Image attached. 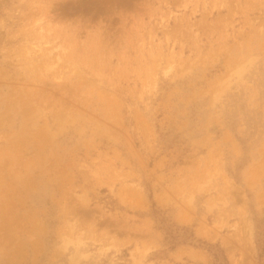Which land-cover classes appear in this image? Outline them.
I'll return each mask as SVG.
<instances>
[{
	"label": "rangeland",
	"instance_id": "374dc122",
	"mask_svg": "<svg viewBox=\"0 0 264 264\" xmlns=\"http://www.w3.org/2000/svg\"><path fill=\"white\" fill-rule=\"evenodd\" d=\"M161 219L264 264V0H0V264H217Z\"/></svg>",
	"mask_w": 264,
	"mask_h": 264
},
{
	"label": "trees",
	"instance_id": "16d2710c",
	"mask_svg": "<svg viewBox=\"0 0 264 264\" xmlns=\"http://www.w3.org/2000/svg\"><path fill=\"white\" fill-rule=\"evenodd\" d=\"M161 223L166 235L165 240L170 249H174L176 246L184 244L204 246L205 249L212 254L217 264H227L224 251L218 244L211 245L199 241L194 237L192 230H189L186 227H178L174 224H168L165 219H161ZM180 232L182 234H179Z\"/></svg>",
	"mask_w": 264,
	"mask_h": 264
}]
</instances>
